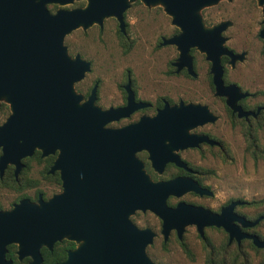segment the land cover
<instances>
[{"label": "water", "instance_id": "obj_1", "mask_svg": "<svg viewBox=\"0 0 264 264\" xmlns=\"http://www.w3.org/2000/svg\"><path fill=\"white\" fill-rule=\"evenodd\" d=\"M135 1L147 8L160 6L170 25L179 31L161 42L162 46L175 47L176 71L185 68L194 76L189 50L195 49L209 63L215 95L226 97L231 113L237 118L258 113V109L255 113L242 112L235 103L246 94H240L234 85H222L221 58L226 57L233 67L246 53L234 54L226 48L222 33L230 22L207 26L201 19V9L220 0H0V103L7 104L10 111L0 126V168L12 158L10 154L23 157L35 148L42 155L57 151L53 168L62 181V192L47 202L30 205L22 201L13 210L0 212V264H11L4 257L9 244H16L18 260L28 257L29 264H39V248L50 249L65 238L77 246L59 264H153L144 252L150 232L137 230L128 220L138 210L160 219L163 234L170 229L179 234L188 225H195L199 233L204 226H215L228 234L229 241L238 243L244 238L254 248L264 250V241L239 233V225L253 228L264 215L253 221L236 216L232 210L238 201L231 202L218 216L181 204L174 210L165 206L168 194L201 191L188 186L186 180L165 184L147 180L134 158L146 141L145 117L119 129L104 128L108 122L127 118L145 106L133 102L129 82L124 87L127 97L123 108L103 111L96 107L95 86L85 101L76 93L74 84L89 72V62L78 54L68 55L64 38L78 29L101 28L108 18L116 21L118 32L124 35L123 14ZM73 2L84 5L58 8L52 13L47 9L48 5L66 7ZM255 3L261 10L258 37L264 42V0ZM214 119L205 107L180 103L176 108L164 107L151 124L162 121L179 127L184 140L194 138L187 144L193 147L206 138L189 137L185 130ZM83 174L88 177L86 183L82 182ZM72 178L80 185H74Z\"/></svg>", "mask_w": 264, "mask_h": 264}, {"label": "rangeland", "instance_id": "obj_2", "mask_svg": "<svg viewBox=\"0 0 264 264\" xmlns=\"http://www.w3.org/2000/svg\"><path fill=\"white\" fill-rule=\"evenodd\" d=\"M76 3L79 2H73L66 7L56 6V9L75 8ZM200 16L207 26L223 21L231 23L223 34L226 38L225 46L237 54L246 52V58L241 64H236L233 70L227 71L228 79L254 94L247 100V104L264 105V53L262 43L257 37L262 25L260 7H257L255 0H220L216 5L201 9ZM124 22L126 28L123 38L119 37L113 18L105 19L101 28L94 25L86 31L78 29L64 38L63 44L68 55L72 57L78 54L91 64V73L79 84V88L84 90L97 79L100 82L99 103L104 107L115 106L121 100L117 86L123 83L124 72L129 71L138 98L146 100L152 99L156 94H166L172 99L179 96L208 103L213 111L221 114L220 120L212 126V130L223 138L224 147L227 149L223 157L216 153L214 160L206 163L208 168L214 171L212 186L216 198L213 203L223 201L227 197L241 199L247 204L237 210L245 213L247 217L264 213V161H253L249 157L245 152L241 134L237 130L229 129L220 105L207 95L204 74L208 66L202 55L193 53L198 66L196 80L168 75L169 63L175 58L176 52L171 47L153 49L156 38L167 37L174 28L162 8L158 5L147 8L135 1L130 3L125 11ZM122 44L130 45L129 49L124 51ZM257 137L260 146L264 148V127L258 131ZM50 191L52 190L46 192ZM14 197L12 193L0 192V202L3 206ZM251 201L262 202L254 208L248 205ZM146 224H156L154 217L148 213ZM256 231L264 237V226L259 225ZM186 237L194 247L193 262L187 260L175 244L169 245L167 254L154 250L151 252L152 257L157 263L164 264H203V254L198 250L200 245L191 231H188ZM245 253L249 255L250 264H258L261 261V254L247 250L246 246L242 254L245 256Z\"/></svg>", "mask_w": 264, "mask_h": 264}, {"label": "flooded vegetation", "instance_id": "obj_3", "mask_svg": "<svg viewBox=\"0 0 264 264\" xmlns=\"http://www.w3.org/2000/svg\"><path fill=\"white\" fill-rule=\"evenodd\" d=\"M261 28L262 26L260 27V29ZM260 29L258 30V32L260 31ZM178 33L179 31L176 28H173L172 32L167 37L158 36L154 41L153 49L159 50L161 48L166 47L173 48L176 52V56L169 63V70L167 74L172 76H181L189 80H196L198 78V66L194 59L193 53L197 51L195 49L189 50V55L192 59L191 68L192 72L194 73V76L191 77L186 73L185 68H181L179 71H176V68L173 66V63L176 61L178 55L175 47L169 45H161L162 40L169 39L170 37L175 36ZM223 34L224 32L222 33V36L224 37ZM122 36H125V33ZM258 39L262 43V53H264V42L259 37ZM232 52L234 54H237L234 51ZM202 58L204 60L203 55ZM245 58L246 54L244 55L243 61L245 60ZM243 61H236V63H234V66L230 67V65L228 64V59L226 58L224 65H222V85L224 87L234 85L238 89V92L240 94H246L245 97L238 99L235 103V105L239 107L242 112L250 111L255 113L257 109L259 110L258 113L260 111L264 112V107L262 106V104H247V100L253 97V93L247 92L245 89L241 88V86L228 79L227 71L233 70L236 64H241ZM206 64L208 68L204 74V80L206 83L205 89L207 95L211 97V100L216 101L220 105L221 111L223 112V116L226 119L229 129L237 130L241 134V124H245L248 118L254 119L258 115V113L255 115V117L248 116L246 118H237L236 113L232 114L230 108L225 103L226 97H220L215 95V89L212 84V77L209 74V63L206 62ZM89 67H91L90 62ZM90 73L91 68L89 72L84 74L83 78L79 82L74 84V89L76 93L82 95V101H85L87 99L91 89L95 86L96 90L94 105L96 107L100 108L103 111L108 110L110 108H123L126 105L127 97L124 87L127 82H129V88L132 93L133 102L145 105L143 108L138 109L129 114L127 118L108 122L104 126V128L119 129L128 125L136 124L141 117L146 118V141L144 142L143 147L134 153V158L140 163L141 170L146 176L147 180L152 184H165L173 181L178 182L179 180H186L188 186H194L199 191H201V193L195 191H187L179 196L168 194L164 199V204L168 209L174 210L177 205L181 204L196 209L198 208L202 211L208 212L211 215L218 216L220 215L221 210L228 206L231 202L238 201L240 202V204L235 205L232 212L236 216L247 220L245 213L239 212L237 210L240 207L246 206L247 203L245 201L241 199H230L229 197H227L223 201L213 203L216 198V194L212 186L214 171L213 169L208 168L206 163L214 160V156L216 153L225 155V153L227 152L225 151L226 148L224 147L223 138L220 135H216L215 132L212 130V126L220 120L221 114L219 112L213 111V109L208 103L199 102L193 99H183L179 96H174V99H172L166 94H156L152 97V99L146 98V100H144L138 98L137 91L134 88L129 71L124 72V81L123 83H121L120 85L118 84L117 86V89L119 88L121 94V100L119 104L115 106L107 105L104 107L99 103V80H93V82H91V85L85 87L84 90H81L79 88V84L82 83L85 80V77ZM180 103L182 105L190 104L205 107L207 112L213 117H215L213 122H206L202 125H197L196 127L185 130L187 136L206 138V141H201L195 146L190 147L187 144L193 142L194 138H189L190 140H184L185 136L183 134V131L179 127L170 126L167 122L162 121L157 122L153 125L151 124L153 123L152 118L155 117L159 111H162L164 107L176 108L179 106ZM9 115L10 111L8 105L5 103H0V126H2L6 122V119ZM4 138H7L6 135H4ZM209 142L213 144H209ZM57 154V151H53L52 153L42 155V151L36 148L31 151L30 155H26L23 157H20V154H10V157L12 158L5 161L4 166L0 168V192L12 193L15 195V197L6 206H3L0 202V212L11 211L22 201H25L30 205H38L39 201L45 203L49 199H52L54 196L62 192V181L60 179V173L58 170H55L53 168ZM2 155L3 152L0 148V158L2 157ZM87 178L88 177L83 174V180L82 178L80 179L83 183H86ZM71 181L73 184L74 182H76V184H74L76 186L80 185V181L77 179L72 178ZM107 182L105 181V184ZM94 184H96V180H94ZM82 186L84 187V184H82ZM107 186L108 183L106 184V187ZM49 189H51L52 191L47 193L46 191ZM54 189H56V191H54ZM146 213L154 217L156 221V224L154 226L146 224ZM128 220L137 230L141 231L147 229L150 232V242L145 246L144 252L146 257L153 264L164 263H157L152 257L151 252H154L155 250L160 254H167L168 247L171 244H175L178 250H180V252L185 256V258L190 262H193L195 251L193 245L187 240L186 236L188 231H191L193 237L200 245L198 250H201V253L203 254V264H205L206 255L211 251L215 253L225 252L226 250L234 246L236 248H239L240 252L243 253V250L246 245V239L244 238L240 239L238 243H236L234 239L229 241L228 234L221 227L215 226H204L201 228V233H199L195 225H188L185 226L179 234H177V231L175 229H170L165 234H163L161 220L149 211H135L128 217ZM239 233L247 234V228H243L239 225ZM66 244H70L71 247L65 250V257L63 259V261H65L67 258V252L73 251L77 246V243H75L74 241L65 238L62 239L60 242L53 243L50 249L41 246L38 250V253L41 258V262L39 264H43L42 251H46L50 256H53L54 248L56 245ZM9 246L14 247L13 255L15 257L16 262L21 263L22 261L26 260L25 264L30 263V258L28 257H24L21 260L17 259L16 244H9L5 247V260H9L11 264H13V261L11 259L6 258V255L8 253L7 248Z\"/></svg>", "mask_w": 264, "mask_h": 264}, {"label": "trees", "instance_id": "obj_4", "mask_svg": "<svg viewBox=\"0 0 264 264\" xmlns=\"http://www.w3.org/2000/svg\"><path fill=\"white\" fill-rule=\"evenodd\" d=\"M83 5V2L76 3V7H80ZM48 11H54L56 6L48 5ZM119 34V33H118ZM120 38H123L121 34H119ZM128 44H122L124 51L129 49ZM192 53V52H191ZM226 58H221V65H224ZM225 72V68H224ZM264 107V105L262 104ZM264 127V112L260 111L258 115L252 119L248 118L245 124H241L240 131L245 145V152L249 155V157L253 161L262 160L264 161V148H262L258 142L257 133L260 129ZM227 151V149L225 150ZM223 157V155L221 156ZM225 158V157H224ZM227 160V159H226ZM262 201H251L248 203L251 207H258ZM264 215V213H259L253 217H247L246 219L249 221H253L259 216ZM259 225L264 226V220L260 221L256 226L253 228L247 229V233L255 235L259 240L264 241V237H261L259 233L256 231V227ZM246 249L251 250L257 254H261L262 258L258 264H264V250L254 248L250 241L246 240ZM70 244L66 245H56L54 248L53 256H50L46 251H42L43 257V264H55L63 261L65 257V250L70 248ZM8 253L6 258L11 259L13 264H25L26 260L22 261L21 263L16 262L15 257L13 255V246H9ZM205 264H250V259L248 253H245V256L240 252L239 248L232 246L230 249L226 250L225 252H209L206 255Z\"/></svg>", "mask_w": 264, "mask_h": 264}]
</instances>
